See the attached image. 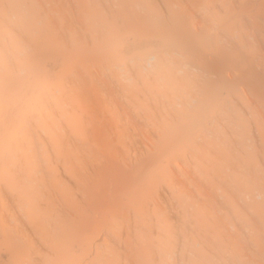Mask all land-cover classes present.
I'll return each instance as SVG.
<instances>
[{"label":"bare ground","instance_id":"6f19581e","mask_svg":"<svg viewBox=\"0 0 264 264\" xmlns=\"http://www.w3.org/2000/svg\"><path fill=\"white\" fill-rule=\"evenodd\" d=\"M0 264H264V0H0Z\"/></svg>","mask_w":264,"mask_h":264}]
</instances>
